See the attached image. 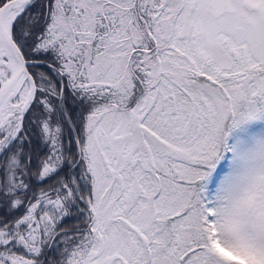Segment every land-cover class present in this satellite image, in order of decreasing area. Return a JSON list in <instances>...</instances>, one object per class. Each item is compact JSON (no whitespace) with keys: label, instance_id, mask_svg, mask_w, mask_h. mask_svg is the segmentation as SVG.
Segmentation results:
<instances>
[{"label":"snow or ice","instance_id":"6c2138e0","mask_svg":"<svg viewBox=\"0 0 264 264\" xmlns=\"http://www.w3.org/2000/svg\"><path fill=\"white\" fill-rule=\"evenodd\" d=\"M0 264H264V0H0Z\"/></svg>","mask_w":264,"mask_h":264}]
</instances>
